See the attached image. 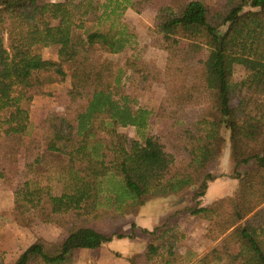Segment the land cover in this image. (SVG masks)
I'll return each mask as SVG.
<instances>
[{
    "label": "trees",
    "instance_id": "1",
    "mask_svg": "<svg viewBox=\"0 0 264 264\" xmlns=\"http://www.w3.org/2000/svg\"><path fill=\"white\" fill-rule=\"evenodd\" d=\"M147 8L158 11L148 33L167 52L162 69L142 59L125 17ZM46 40L57 59L44 58ZM67 65L69 105L33 125L34 98L51 94L43 76L63 82ZM236 65L246 70L237 82ZM151 82L165 90L155 113L137 106ZM226 131L239 188L201 206ZM0 179L17 222L31 225L28 208L67 231L53 248L37 238L11 264H75L77 250L112 241L148 201L196 186L189 211L216 242L197 264H264V0H0ZM143 231L130 264L188 263L172 224Z\"/></svg>",
    "mask_w": 264,
    "mask_h": 264
},
{
    "label": "rangeland",
    "instance_id": "2",
    "mask_svg": "<svg viewBox=\"0 0 264 264\" xmlns=\"http://www.w3.org/2000/svg\"><path fill=\"white\" fill-rule=\"evenodd\" d=\"M149 9L146 12H133L129 17L138 32L139 53L142 59L155 67L164 68L167 60V52L155 48L150 44V37L148 29L155 23V18L158 14L157 9ZM146 9V10H147ZM59 46L46 40L43 48V56L46 59H57ZM106 57L112 58L115 61L121 59L120 54L112 55L105 53ZM66 70L68 77L65 81L59 82L50 75H44V87L47 92L51 94L38 95L34 98L32 103L31 120L34 125L37 121L44 116L61 114L69 105L70 98L68 90L70 88V74L71 66L67 65ZM246 76V70L241 65L235 66L234 81H240ZM165 90L163 85L157 82H151L148 86L146 94L140 98L137 106L146 107L156 112L159 107L160 101L164 96ZM161 129L160 120L155 119L152 124L151 134H156ZM130 136L139 138L137 130L133 126H128L122 129ZM225 143L220 157L214 163V168L211 167L213 172L214 187H212L208 194L205 196L204 201L209 203L217 195H232L239 188V181L234 175V166L231 159L230 149V134L229 131L225 132ZM213 169V170H212ZM216 179V180H215ZM196 187L188 188L184 193L172 195L171 199H164L165 197L155 198L145 204L143 220L141 221L138 214L135 216H127L123 223L115 227L110 235H113L114 243H107L103 247L94 251L78 250L76 252L75 264H97L99 260L103 264H130L128 257L142 251L149 240V234L143 231L140 223L151 227L154 223L169 222L175 228L185 234V239L182 247V252L187 256V264H197V260L206 252L210 251L216 244L213 240L207 237V229L209 221L205 218L194 216L190 213L189 209L195 206L197 201L194 199ZM201 199V198H200ZM201 203V201H199ZM201 205V204H200ZM203 206V205H201ZM142 209V208H141ZM14 213V212H13ZM24 213L33 220L31 225L25 226L23 223L19 224L25 226L31 233L30 239L39 237L45 239L46 247L53 248L59 245L67 236V231L55 224L41 222L31 209H24ZM15 219V215L13 216ZM135 223L136 227H132ZM157 226V225H156ZM155 226V227H156ZM148 229V230H152ZM123 234L126 237L123 239L117 238L116 235Z\"/></svg>",
    "mask_w": 264,
    "mask_h": 264
},
{
    "label": "crops",
    "instance_id": "3",
    "mask_svg": "<svg viewBox=\"0 0 264 264\" xmlns=\"http://www.w3.org/2000/svg\"><path fill=\"white\" fill-rule=\"evenodd\" d=\"M149 9L145 10L144 12L148 11ZM134 10L128 9L125 13V17L129 19L130 16L133 15ZM217 163V162H215ZM214 168V165H212ZM213 170V169H212ZM216 180V179H215ZM216 184H214V179L209 181V186L206 191V194L199 199L201 201V205L205 206L210 203H212L215 199L224 197L225 195H217L215 199L210 201L209 203H206L204 201L205 196L208 194L209 190L214 187ZM216 187V186H215ZM181 193H184L181 192ZM172 196V195H171ZM171 196H166L164 199H171ZM160 198V197H158ZM155 199V198H154ZM15 196L14 192L11 188L5 186L3 184L2 179H0V264H11L15 262L20 254L26 250L34 241L35 238L30 239L31 233L29 230L26 229L25 226L20 225L15 219H14V208H15ZM144 207L143 205L139 211L138 217L142 221L143 214L144 212ZM143 215V216H142ZM143 222L140 223L141 227L147 228V229H152L150 227H147L146 225L142 224ZM159 222H155L154 225L151 227H155L158 225ZM125 238V237H124ZM123 239V238H121ZM114 243L115 240L113 238L112 241L108 243ZM107 244V243H106ZM103 247V246H102ZM101 248V247H100ZM99 249V248H98ZM83 251H94L97 249H79ZM78 251V250H77ZM76 251V252H77ZM75 252V254H76ZM75 261H76V255H75ZM97 264H103L101 260L97 262Z\"/></svg>",
    "mask_w": 264,
    "mask_h": 264
}]
</instances>
